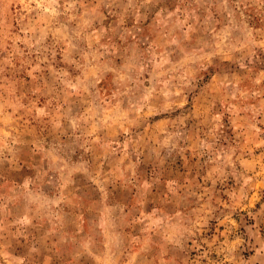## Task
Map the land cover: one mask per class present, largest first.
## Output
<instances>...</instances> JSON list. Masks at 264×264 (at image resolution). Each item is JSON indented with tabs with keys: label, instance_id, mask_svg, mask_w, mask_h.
Listing matches in <instances>:
<instances>
[{
	"label": "rangeland",
	"instance_id": "1",
	"mask_svg": "<svg viewBox=\"0 0 264 264\" xmlns=\"http://www.w3.org/2000/svg\"><path fill=\"white\" fill-rule=\"evenodd\" d=\"M0 264H264V0H0Z\"/></svg>",
	"mask_w": 264,
	"mask_h": 264
}]
</instances>
